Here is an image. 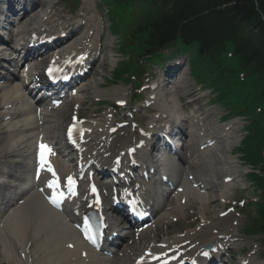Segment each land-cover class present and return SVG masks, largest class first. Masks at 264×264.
Returning a JSON list of instances; mask_svg holds the SVG:
<instances>
[{
	"label": "bare ground",
	"instance_id": "1",
	"mask_svg": "<svg viewBox=\"0 0 264 264\" xmlns=\"http://www.w3.org/2000/svg\"><path fill=\"white\" fill-rule=\"evenodd\" d=\"M42 2V5L45 4V0H40ZM102 31V28H100ZM77 32H79L77 30ZM163 41V39L161 40ZM111 48V51L106 54L108 58H112L114 54L112 53V45H108ZM13 86L10 84H7L5 87V92L3 95L4 100L10 101L11 103H15L16 107L19 105H22V99L20 94H14V95H9V93L13 92L14 89H12ZM92 93H99L98 90L93 91ZM98 97V96H96ZM163 113L168 114L167 116L170 117V109L167 106L162 107ZM6 114L7 110H6ZM17 115H22L17 113ZM30 117L24 118V121H29ZM195 120H199V117H195ZM194 122V121H193ZM17 121L13 120H7L4 121L3 118H0V176L3 175L2 171L8 170V162L10 160V155L11 152H13L16 157H19L18 159V165H12L11 167L16 168V173L18 172L20 176L17 175V180L19 181V185L21 187L23 186H28L29 187V172H28V164L23 165V161H28V155H30V137H27L26 139L20 138V139H15L12 143V147L9 143V138L10 136L14 134H18L20 132H23V128H18L17 126ZM27 126L31 125L30 123L27 124ZM49 125L48 123L42 126V131L44 134L50 135V129L48 128ZM54 127V126H50ZM91 128V133L88 134V138L91 139V145L93 146L92 148H99L102 149H110L113 147H116L110 143L109 137L110 135L107 133L104 138L97 137L93 134V127ZM121 132V135L130 137L131 131L129 130H118ZM28 136V135H27ZM199 146L197 147V150L199 149ZM90 148V147H89ZM118 149L116 151H121L122 146L120 145L117 147ZM216 153H220V150L214 151ZM215 154V153H214ZM191 169L199 172H202L203 177H208L207 175V165L206 164H198V165H191ZM214 183L218 182V180H213ZM203 183L207 189H210L209 187L212 186L211 182L208 180H203ZM15 185V184H14ZM16 189V188H15ZM206 198H199L200 200V217L205 220L206 225L198 227V229H194V233L191 235L193 238H198V239H206L210 241L211 239H214V235L212 232H209V228L207 226L210 223V219L207 218V215L209 214V207H206ZM209 203V202H208ZM169 214H173L172 216L175 215L176 212H182V206H177L175 208H172L169 210ZM165 218L162 219L161 217L159 218V222L163 221L162 223L169 221L173 218L168 217L166 214ZM57 215H55L54 212H50L48 208L45 206L43 201L40 199L36 198H30L29 200H25L23 203V207L21 208V212L16 220V225L15 227L18 228L19 233V239L15 242H11L14 246L19 247L20 249H23L22 252L18 255V261L20 263L26 264L29 262L30 259H34V262L38 261L37 260V254L42 251V246H39L37 244H34L35 239L38 241H41V244L43 242L45 243H51L50 250L51 251H44L43 254L45 255V259L40 261V264H68L65 261H63V257L69 252H72V256L77 257L75 250H76V237L71 231V229L65 224L64 222L59 221L57 218ZM216 221L212 222L211 224L215 223ZM210 224V225H211ZM168 227L169 223H164L163 224V231L168 232ZM215 228H223V224L217 223ZM154 234V230L150 229L147 231L146 234H144L138 242L135 243V245L132 247L133 248V254H142V249H144V246H147L149 243L153 241L152 235ZM168 236L171 234L168 232L166 233ZM168 237L167 239H169ZM174 238V237H173ZM185 239H182L183 241ZM29 243H33L31 246ZM74 244V249L68 250L65 246L68 244ZM3 252L7 253V250H3ZM127 250L124 251V255L120 259V263L117 261L115 264H130L132 262L131 256L126 255ZM126 256V257H125ZM125 257V258H124ZM124 258V260H122ZM6 260L10 262H14V259L12 256L7 255L5 257ZM31 262V261H30ZM84 263V261H82ZM254 261L251 260V264H253ZM84 264H94L93 262L89 261L88 263ZM255 264H257L255 262Z\"/></svg>",
	"mask_w": 264,
	"mask_h": 264
},
{
	"label": "trees",
	"instance_id": "2",
	"mask_svg": "<svg viewBox=\"0 0 264 264\" xmlns=\"http://www.w3.org/2000/svg\"><path fill=\"white\" fill-rule=\"evenodd\" d=\"M148 1L156 7H164L161 16L152 15L149 19L148 45L159 44L162 39L164 40L167 32L174 28L176 20L168 19L169 17H179L184 20L206 13L203 24L191 22L188 26L193 29L195 37L204 39L206 46L211 47L212 51L207 53L215 55L213 51L222 47L225 41L235 42L246 50H254L252 62L256 70L264 76V20L262 18L264 0H163L161 3L156 0ZM170 5L171 11L168 10ZM180 22L182 21L178 20L176 24ZM250 30L258 31L259 36L255 37L256 41L254 37H251ZM212 40H215V43L210 44ZM249 51H243L248 59L251 57Z\"/></svg>",
	"mask_w": 264,
	"mask_h": 264
},
{
	"label": "snow or ice",
	"instance_id": "3",
	"mask_svg": "<svg viewBox=\"0 0 264 264\" xmlns=\"http://www.w3.org/2000/svg\"><path fill=\"white\" fill-rule=\"evenodd\" d=\"M45 148H46L45 145H41L40 158H41V165H42V166H43V165L45 164V162H46V161H45V152H44V149H45ZM48 151L50 152L51 150L48 149ZM48 170H49V171H53L50 167L48 168ZM53 175H55L54 172H53ZM53 183H55V182H53ZM74 184H75V182L72 180V178H71V177H68V186H69V189L73 191V194H74ZM52 186H53V184L50 183V184H49V187H52ZM93 191H95V189H93ZM59 198H62V196L59 197ZM52 202H53V203H56V199H53ZM85 223H86V222H85ZM85 231L87 232L88 230L85 229ZM88 238H89V239H92L91 236H88ZM205 255H207V253H205Z\"/></svg>",
	"mask_w": 264,
	"mask_h": 264
},
{
	"label": "rangeland",
	"instance_id": "4",
	"mask_svg": "<svg viewBox=\"0 0 264 264\" xmlns=\"http://www.w3.org/2000/svg\"><path fill=\"white\" fill-rule=\"evenodd\" d=\"M129 21H131V19H130ZM236 152H237L236 154H242V153H239V148L236 149ZM198 223H199V221H195V220H194V224H195L196 226L198 225ZM193 227H194V225H191V226H190V228H193Z\"/></svg>",
	"mask_w": 264,
	"mask_h": 264
}]
</instances>
